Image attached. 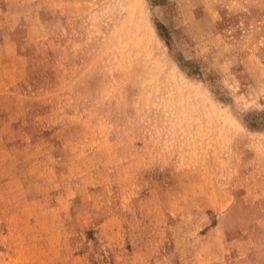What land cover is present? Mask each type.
Segmentation results:
<instances>
[{"label": "rangeland", "instance_id": "374dc122", "mask_svg": "<svg viewBox=\"0 0 264 264\" xmlns=\"http://www.w3.org/2000/svg\"><path fill=\"white\" fill-rule=\"evenodd\" d=\"M0 264H264V0H0Z\"/></svg>", "mask_w": 264, "mask_h": 264}, {"label": "trees", "instance_id": "16d2710c", "mask_svg": "<svg viewBox=\"0 0 264 264\" xmlns=\"http://www.w3.org/2000/svg\"><path fill=\"white\" fill-rule=\"evenodd\" d=\"M152 3H156L158 0H149Z\"/></svg>", "mask_w": 264, "mask_h": 264}]
</instances>
